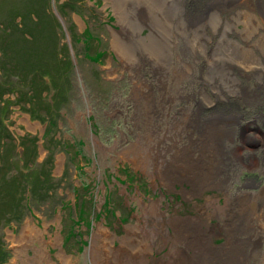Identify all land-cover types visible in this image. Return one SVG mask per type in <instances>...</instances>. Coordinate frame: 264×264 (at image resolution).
<instances>
[{
    "label": "rangeland",
    "instance_id": "rangeland-1",
    "mask_svg": "<svg viewBox=\"0 0 264 264\" xmlns=\"http://www.w3.org/2000/svg\"><path fill=\"white\" fill-rule=\"evenodd\" d=\"M253 1L0 0V264H264Z\"/></svg>",
    "mask_w": 264,
    "mask_h": 264
},
{
    "label": "bare ground",
    "instance_id": "bare-ground-1",
    "mask_svg": "<svg viewBox=\"0 0 264 264\" xmlns=\"http://www.w3.org/2000/svg\"><path fill=\"white\" fill-rule=\"evenodd\" d=\"M253 3H254V5H255V7L257 8V9H259L261 12H262V14L264 15V0H255V1H253ZM264 22V21H263ZM259 113H262L261 114V118H262V116L264 115V113H263V110H261ZM264 134V133H263ZM262 150V149H261ZM198 221H194V224L192 223L191 225L193 226V230H192V232L194 233L195 231H197V229L200 227V223H199V218L197 219ZM186 224L188 225V222H186ZM207 225V224H206ZM134 229L133 228H131L130 229V232H132ZM189 230V229H188ZM44 231V230H43ZM183 231V230H182ZM129 232V231H128ZM189 233V232H188ZM201 233H204V232H201ZM42 234V233H41ZM196 235H197V233H196ZM192 236V235H191ZM55 237V236H54ZM25 238V239H24ZM40 239V236H38V233H37V231L34 229V228H32V227H23V229L21 230V233H20V235H19V237L17 238V240H15V242H20L21 240L22 241H30V243H31V241H33L34 239ZM129 238V237H128ZM140 239H139V241H138V243L140 242L141 243V241H143V239H141V237H139ZM201 239V238H200ZM54 240V239H53ZM58 240V239H57ZM131 240H133V239H131ZM204 240H205V237L203 238V240H202V242H201V244L204 242ZM129 240H125L124 239V241H123V244H122V246H120L119 247V252L120 251H122V252H125L127 249L130 251L129 252V256H133L134 258H136L137 256H138V254H140V253H142V251L144 250V247L143 248H141V245L140 246H131V243H132V241H129ZM192 241V240H191ZM198 241V240H197ZM40 242H42L41 240H40ZM44 242V241H43ZM144 243V242H143ZM205 243V242H204ZM16 244H18V243H16ZM147 245V244H146ZM21 247V246H20ZM148 247V246H147ZM22 249H23V247H21ZM30 248V247H29ZM34 250H33V255L32 256H25V258L22 260V264H36L37 262H40V261H42L45 257H46V255H45V253L44 252H42V251H40L39 249H37V248H33ZM61 249V248H60ZM25 250V249H24ZM62 250V249H61ZM17 251V250H16ZM20 251V250H19ZM22 252V251H21ZM26 252V251H25ZM20 253V252H19ZM25 255V254H24ZM60 255V254H59ZM58 255V256H59ZM122 255V254H121ZM111 256V255H110ZM59 257H61V256H59ZM118 257H120V255L118 256ZM184 257V256H183ZM106 258H107V256H106ZM111 259V258H110ZM120 258H118L117 259V257H115L114 259H111V262H110V260L107 262L108 264H119L121 261L119 260ZM20 260V259H19ZM68 261V260H67Z\"/></svg>",
    "mask_w": 264,
    "mask_h": 264
},
{
    "label": "trees",
    "instance_id": "trees-1",
    "mask_svg": "<svg viewBox=\"0 0 264 264\" xmlns=\"http://www.w3.org/2000/svg\"><path fill=\"white\" fill-rule=\"evenodd\" d=\"M0 54H1V56H0V59H1V57L2 58H7V56H6V54H5V51H4V54H3V52L1 51L0 52ZM2 75H3V73H1V71H0V80H1V77H2ZM15 75H17V74H15ZM17 82H20V81H17ZM2 83L0 82V85H1ZM4 87V86H3ZM5 89V91H9V89H8V87H4ZM2 89V88H1ZM1 89H0V94H1ZM6 107H7V105H6ZM5 107V108H6ZM2 110H3V104H0V112L2 113ZM50 125H51V123H49ZM6 131V132H5ZM1 133L3 134V135H1ZM10 139H12L11 138V136L9 135V133L7 132V130H6V127L4 126V123H3V120H2V117L0 118V149L3 147V145H4V143L5 142H9L10 141Z\"/></svg>",
    "mask_w": 264,
    "mask_h": 264
},
{
    "label": "flooded vegetation",
    "instance_id": "flooded-vegetation-1",
    "mask_svg": "<svg viewBox=\"0 0 264 264\" xmlns=\"http://www.w3.org/2000/svg\"><path fill=\"white\" fill-rule=\"evenodd\" d=\"M198 95H199V93H198ZM261 151H263V154H264V149H262Z\"/></svg>",
    "mask_w": 264,
    "mask_h": 264
}]
</instances>
